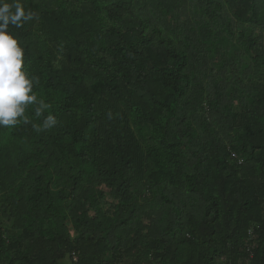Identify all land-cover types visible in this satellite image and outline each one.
Segmentation results:
<instances>
[{
	"label": "trees",
	"instance_id": "1",
	"mask_svg": "<svg viewBox=\"0 0 264 264\" xmlns=\"http://www.w3.org/2000/svg\"><path fill=\"white\" fill-rule=\"evenodd\" d=\"M0 8L57 119L0 128V264H264V0Z\"/></svg>",
	"mask_w": 264,
	"mask_h": 264
},
{
	"label": "clouds",
	"instance_id": "2",
	"mask_svg": "<svg viewBox=\"0 0 264 264\" xmlns=\"http://www.w3.org/2000/svg\"><path fill=\"white\" fill-rule=\"evenodd\" d=\"M29 18L20 9L9 16L8 9L0 8V128L23 123L32 124L36 132H41L55 127L57 119L49 111L51 105L34 91V86L39 83L38 78L30 77L24 69V50L7 31L9 22L19 27L23 20ZM29 106H34L36 118H43L41 124L33 123L29 118Z\"/></svg>",
	"mask_w": 264,
	"mask_h": 264
},
{
	"label": "built area",
	"instance_id": "3",
	"mask_svg": "<svg viewBox=\"0 0 264 264\" xmlns=\"http://www.w3.org/2000/svg\"><path fill=\"white\" fill-rule=\"evenodd\" d=\"M231 158L233 159V161H236L239 165H242V160H240V158L236 154H232ZM249 236H250V238H249L250 241L253 242L254 235H253V232L252 231L249 232Z\"/></svg>",
	"mask_w": 264,
	"mask_h": 264
},
{
	"label": "rangeland",
	"instance_id": "4",
	"mask_svg": "<svg viewBox=\"0 0 264 264\" xmlns=\"http://www.w3.org/2000/svg\"><path fill=\"white\" fill-rule=\"evenodd\" d=\"M112 202H111V200L109 199L108 200V202H107V204H106V210H109V206H108V204H111ZM145 221V220H144ZM63 263H65V262H63Z\"/></svg>",
	"mask_w": 264,
	"mask_h": 264
},
{
	"label": "bare ground",
	"instance_id": "5",
	"mask_svg": "<svg viewBox=\"0 0 264 264\" xmlns=\"http://www.w3.org/2000/svg\"><path fill=\"white\" fill-rule=\"evenodd\" d=\"M126 17H127V16H126ZM114 18H115V17H114ZM117 20H118V19H117ZM117 20H116V21H117Z\"/></svg>",
	"mask_w": 264,
	"mask_h": 264
}]
</instances>
